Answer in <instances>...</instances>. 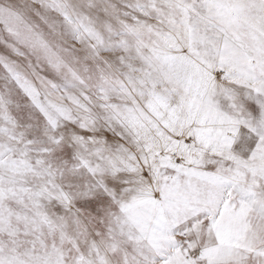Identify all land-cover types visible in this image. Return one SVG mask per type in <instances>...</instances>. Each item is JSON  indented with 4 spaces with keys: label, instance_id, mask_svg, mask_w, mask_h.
I'll return each instance as SVG.
<instances>
[{
    "label": "snow or ice",
    "instance_id": "6c2138e0",
    "mask_svg": "<svg viewBox=\"0 0 264 264\" xmlns=\"http://www.w3.org/2000/svg\"><path fill=\"white\" fill-rule=\"evenodd\" d=\"M0 264H264V0H0Z\"/></svg>",
    "mask_w": 264,
    "mask_h": 264
}]
</instances>
